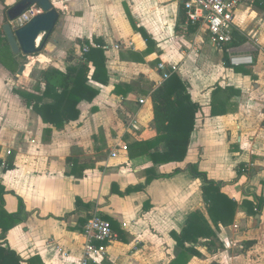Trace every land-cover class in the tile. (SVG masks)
<instances>
[{
  "label": "crops",
  "instance_id": "crops-1",
  "mask_svg": "<svg viewBox=\"0 0 264 264\" xmlns=\"http://www.w3.org/2000/svg\"><path fill=\"white\" fill-rule=\"evenodd\" d=\"M17 1L0 0V27L5 6ZM183 1L50 0L60 24L44 46L25 55L26 63L20 62L24 55L12 54L24 65L21 74L0 63L4 208L17 211L20 198L28 213L5 239L21 264H80L82 226L94 210L110 221L114 236L104 243L105 256L88 264H172L173 233H180L194 211L208 217L201 180L187 169L191 163L221 182V191L238 207L233 222L215 227L214 242L202 239L194 245L198 254L184 264H264V205L253 213L242 206L244 200L264 199V2L241 3L234 10L239 39L231 47L253 59L234 67L228 54L210 43L201 22L186 21ZM134 26L149 35L150 48ZM95 39L106 57L107 83L89 81L98 94L79 102L76 120L60 129L43 123L13 89L40 95L43 85L35 90L33 70H64L82 59L85 41L98 47ZM159 63L167 70L176 67L173 73L196 112L184 159L154 165L148 154L134 155L129 147L158 136L153 94L166 80ZM122 143L126 150L119 148ZM163 149L161 142L151 150ZM7 160L13 167L3 170ZM151 167L157 174L180 171L153 178L143 190L119 193L145 183ZM76 199L91 207L77 208Z\"/></svg>",
  "mask_w": 264,
  "mask_h": 264
},
{
  "label": "trees",
  "instance_id": "trees-1",
  "mask_svg": "<svg viewBox=\"0 0 264 264\" xmlns=\"http://www.w3.org/2000/svg\"><path fill=\"white\" fill-rule=\"evenodd\" d=\"M8 8L5 6V10ZM134 28L141 33L150 48L153 41L146 31L141 27L134 26ZM2 34L0 27V63L10 72L15 73L20 62L12 55ZM46 36L44 34L41 37L36 52L44 46ZM95 40L99 44L98 47H93L85 41L88 49L83 53L82 59L74 65L67 66L64 70L57 68L33 70L31 76L35 77L37 84L35 90L40 91V84L43 85L40 95L13 89L23 98L25 105L41 118L43 123L51 124L60 129L65 123L76 120L79 116V102L82 100L91 101L98 94V89L93 87L89 81L101 85L107 83L106 57L101 47L102 43L97 39ZM226 61L228 63V59ZM186 92L185 84L174 73L157 88L153 94V109L154 127L158 136L151 141L132 143L129 148L135 150L134 155L148 154L154 165L179 162L184 159L196 112V105L190 101ZM44 99L49 101H43ZM161 142L164 143L163 150H151ZM2 163L0 159V165ZM12 167V161L7 160L4 162L3 170ZM187 169L192 177L201 180V196L205 202L208 217L206 218L198 210L194 211L187 217L180 233H173L176 240V260L172 264H184L191 255H197L198 251L194 245L200 243L202 239L205 242L213 243L214 228L219 225H230L238 207L236 201L221 191V182L209 179L205 172L198 169L196 164H188ZM179 171L180 168H176L167 174H157L154 167L148 168L146 169L145 183L129 185L123 192L119 193L123 195L143 190L153 178L169 177ZM6 193L7 190L0 182V264H21L22 259L19 255L7 246L5 235L9 229L25 220L28 213L25 211L20 198L17 211L7 212L4 208V195ZM263 205L264 199L261 197H257L256 202L248 200L242 202L247 213L257 212ZM76 207L89 209L91 206L76 199ZM255 208L256 210H254ZM103 218L105 217L103 216Z\"/></svg>",
  "mask_w": 264,
  "mask_h": 264
},
{
  "label": "built area",
  "instance_id": "built-area-1",
  "mask_svg": "<svg viewBox=\"0 0 264 264\" xmlns=\"http://www.w3.org/2000/svg\"><path fill=\"white\" fill-rule=\"evenodd\" d=\"M255 0H184L183 10L187 22H201L207 32L208 38L212 45L220 50L225 51L228 63L231 66L238 67L242 65L252 64L251 55L240 53L232 49L231 44L234 41L233 19L234 10L241 3H248ZM264 2V0H258ZM41 9L33 4L29 6L19 17L12 21L14 27H18L29 21L33 16L38 14ZM117 47V45H115ZM88 49V45L83 47V53ZM159 69L162 70V79H167L176 69L171 65L167 70L163 63H159ZM144 99H139V103H143ZM134 126V125H133ZM120 149L126 150V144L118 145ZM116 150L112 151V155H116ZM85 242L82 247V257L80 264H88L89 260L94 262L105 256L104 243L109 241L114 235L110 222L94 210L86 219L82 226ZM62 252V249H58Z\"/></svg>",
  "mask_w": 264,
  "mask_h": 264
},
{
  "label": "water",
  "instance_id": "water-1",
  "mask_svg": "<svg viewBox=\"0 0 264 264\" xmlns=\"http://www.w3.org/2000/svg\"><path fill=\"white\" fill-rule=\"evenodd\" d=\"M36 4L41 11L21 26L14 27L12 21L21 15L29 6ZM60 24V14L50 0H18L6 12V21L2 24V32L13 55H31L38 49L40 38L50 34ZM239 39L236 31L232 32ZM24 65L17 69L21 74ZM258 216V215H257Z\"/></svg>",
  "mask_w": 264,
  "mask_h": 264
},
{
  "label": "rangeland",
  "instance_id": "rangeland-1",
  "mask_svg": "<svg viewBox=\"0 0 264 264\" xmlns=\"http://www.w3.org/2000/svg\"><path fill=\"white\" fill-rule=\"evenodd\" d=\"M27 61H28V59L25 56L20 58V62H22V63H24V62L26 63Z\"/></svg>",
  "mask_w": 264,
  "mask_h": 264
},
{
  "label": "bare ground",
  "instance_id": "bare-ground-1",
  "mask_svg": "<svg viewBox=\"0 0 264 264\" xmlns=\"http://www.w3.org/2000/svg\"><path fill=\"white\" fill-rule=\"evenodd\" d=\"M27 71V70H26Z\"/></svg>",
  "mask_w": 264,
  "mask_h": 264
}]
</instances>
